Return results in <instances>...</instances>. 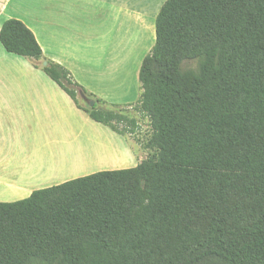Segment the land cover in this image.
I'll list each match as a JSON object with an SVG mask.
<instances>
[{
    "label": "trees",
    "instance_id": "1",
    "mask_svg": "<svg viewBox=\"0 0 264 264\" xmlns=\"http://www.w3.org/2000/svg\"><path fill=\"white\" fill-rule=\"evenodd\" d=\"M0 41L43 59L19 20ZM44 71L82 109L71 72ZM139 79L157 153L0 202V264H264V0H168ZM100 103L83 108L93 121L135 133Z\"/></svg>",
    "mask_w": 264,
    "mask_h": 264
},
{
    "label": "crops",
    "instance_id": "2",
    "mask_svg": "<svg viewBox=\"0 0 264 264\" xmlns=\"http://www.w3.org/2000/svg\"><path fill=\"white\" fill-rule=\"evenodd\" d=\"M132 4L137 0H0V32L6 21L19 20L43 50V59L34 61L7 52L0 41V202L22 201L97 166L92 174L137 167L131 152L106 151L98 137L119 141L125 135L93 121L44 71L47 61L68 69L86 91L83 99L132 102L129 70L138 40L132 43L121 24L116 32L110 27L112 20L131 18ZM142 30L153 41V18L144 19ZM139 69L140 63L135 79ZM93 150L100 159L90 161Z\"/></svg>",
    "mask_w": 264,
    "mask_h": 264
},
{
    "label": "rangeland",
    "instance_id": "3",
    "mask_svg": "<svg viewBox=\"0 0 264 264\" xmlns=\"http://www.w3.org/2000/svg\"><path fill=\"white\" fill-rule=\"evenodd\" d=\"M167 1L168 0H137V4L131 5L132 13L130 15L131 17L130 19L122 16L120 22L117 20H112L110 26V27H114L112 29L116 32V29H118L119 24H121L122 32H127L128 35L129 34L131 35L130 39L132 40V43L135 38L138 40L136 60L134 59L131 65V70H129L132 75V80H134V87L132 91L133 100L128 104H126L123 101H116V102L106 101L104 102V104L100 103L99 105L105 109H118V111H122L130 118L136 119L138 121V125L137 127L132 128V130H134L135 132L134 134H130L129 132L125 131V134L123 135H125L124 137L126 138L119 139V141L111 140V138H109L108 136L101 135L102 133H98V137L105 144L106 151L118 152V154L121 156H125L126 154H129L131 152L135 156L136 162L134 163H137V166L143 161L140 160V162H137L141 156H144L147 159L148 157L153 156L154 154L157 153L156 150L147 147L148 142L152 136V127L150 120L144 115H142L137 109L143 93V89L139 79V73L137 79H135L136 78L135 68L138 65V63H140V69H141L144 59L152 52L156 42V32L154 33V38L152 41L149 35L143 33L142 23L146 17L147 19L153 18L154 30H156L157 17L162 7ZM133 11H135V14ZM182 67L183 70H190V69L194 70L197 69L198 63L197 61L190 60L184 62ZM78 98L80 100V103L82 102V104H84L83 106L86 107L87 109H90L89 107L90 102H95V99L90 96H87L86 97L87 99L86 98L83 99L84 95H82L81 92H79ZM119 128L123 129L122 126H119ZM90 135L91 137H94V133L90 132ZM129 135H132L133 139H130ZM131 140H134L137 144ZM120 141L122 143H120ZM100 155L103 156L102 152H100ZM98 157H99V153L93 150L90 153L89 159L90 161H96V159L101 158ZM91 166H93V163H91ZM99 167L100 166H97L96 168H94V170L100 169ZM94 170H90L91 172L89 173L91 174L89 175H92V171Z\"/></svg>",
    "mask_w": 264,
    "mask_h": 264
},
{
    "label": "water",
    "instance_id": "4",
    "mask_svg": "<svg viewBox=\"0 0 264 264\" xmlns=\"http://www.w3.org/2000/svg\"><path fill=\"white\" fill-rule=\"evenodd\" d=\"M94 105H95V102H92V103H91V106L93 107Z\"/></svg>",
    "mask_w": 264,
    "mask_h": 264
}]
</instances>
